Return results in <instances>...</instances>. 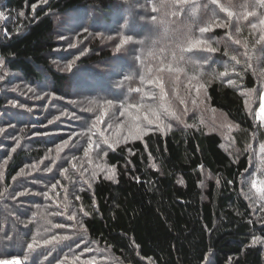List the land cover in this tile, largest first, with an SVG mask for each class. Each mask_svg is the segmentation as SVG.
I'll list each match as a JSON object with an SVG mask.
<instances>
[{
  "label": "trees",
  "instance_id": "1",
  "mask_svg": "<svg viewBox=\"0 0 264 264\" xmlns=\"http://www.w3.org/2000/svg\"><path fill=\"white\" fill-rule=\"evenodd\" d=\"M134 1L0 0V237L7 231L14 240L11 250L0 247L7 252L0 264L17 256L20 264H264V211L253 214L241 181L249 171L246 145L260 149L264 124L254 121L240 92L264 82V41L257 43L264 26L245 18L252 10L237 5L243 0H217L233 13L231 26L211 27L217 51L205 57L227 62L231 83L218 76V65L206 63L200 72L207 106L235 127L231 150L222 147L219 126L195 111L177 113L164 132L101 149L98 158L114 168L113 178L94 170L91 155L101 144L78 152L76 138L70 142L81 89L101 88L98 95L113 104L138 101L124 87L129 79L119 77L123 67L130 73L128 42L141 34L132 28ZM183 13L167 19L182 18L195 30L206 23V14ZM258 14L264 18L262 8ZM64 16L65 23L56 20ZM227 35L241 44L226 46ZM72 37L80 47H70ZM234 54L239 64L230 60ZM163 69L156 74L165 78ZM255 180L264 181V167Z\"/></svg>",
  "mask_w": 264,
  "mask_h": 264
},
{
  "label": "rangeland",
  "instance_id": "2",
  "mask_svg": "<svg viewBox=\"0 0 264 264\" xmlns=\"http://www.w3.org/2000/svg\"><path fill=\"white\" fill-rule=\"evenodd\" d=\"M157 2L158 0H135L132 3V10L136 12L135 17L133 18L135 24H133L132 28L135 31H141V34L136 37L133 36L134 38L128 42L127 51L129 53L127 63H130V73L127 72L128 67H123L124 69L121 70V72L119 71V77L122 74V76H124V80L129 79L127 82H123L124 87H131L136 94L135 98L138 99L137 102L131 104L142 105V107L139 109H134L129 107L130 104H113L115 102L114 100L104 98L102 93L101 95H98L99 92H102L101 88L89 89L88 91L81 89L82 92L79 93L81 94L80 102L77 103V105H79L80 112L77 116H75V120L77 122H73L77 123V125L72 126L66 123L69 126L75 127L74 131L71 129L68 131L70 134V142L71 139L74 137L76 138L74 145L78 152L81 150L82 145L88 146L90 144L92 145L94 142L102 145L95 148L91 158L93 159L94 170L101 172V175H104L107 178H113L115 170L112 166L106 165L105 163L101 162L100 158H98V156L102 155V151H100L101 149H106L110 144L115 145L117 142L124 139H139L148 131L161 130L164 132L167 130V128L174 127L173 123L178 120L175 119V117L165 116L163 117V124L158 125L155 122L149 124L143 119L145 115H148L150 118H152L149 109L155 108L162 103L159 98V87L153 83H150V81L158 78L161 79L166 85L164 86V91L168 97L163 103L170 105L169 99L174 101V107H171L170 105L171 111L175 112V114L178 113V115L181 114V116L183 112H199L203 119L211 120L214 124L219 126L218 128L220 130V137L222 139V147L226 151L231 150L232 147L235 146L233 133L236 130L234 125L229 123L223 115H218L214 110L210 109L209 106H207L205 97H203L201 92L200 72L203 67H206L204 58L209 54L206 48L204 46H197L191 52L184 53V55L191 58V60L198 61V63H184L183 61L173 59L172 53L175 49L173 48V42L170 38V33L169 38H167L163 43L158 45L153 44V41L159 39L164 30L163 26H161V30L158 29V24L162 16L161 12L157 17H150V13L153 14L152 7ZM244 3L252 9H246ZM204 4H208L209 8L214 9V13L208 11L206 8H203L202 5ZM238 4L245 10H252L254 15H252L251 18H253L254 21L261 20L263 15L260 16L258 14V8H261L259 6L260 0H243L240 3H237V5ZM262 9L264 10V8ZM188 11L190 15L193 16H198L200 13L206 14V23H201L199 27L210 28V31L203 34L202 37L199 33V27L197 30L192 28L193 34L190 39L204 38L211 45L214 39L211 37V27L215 25V22H228L230 20L226 12H221L220 9L215 5H211L210 0H193V3L188 7ZM77 17L80 18V16ZM195 19L198 20L199 18ZM65 20H67L66 16L62 17L61 20L59 18L58 21H60V23H65ZM180 20L183 19L180 18ZM135 21L142 24L143 28H140L141 25L137 24ZM176 21L177 20H175V22ZM65 25L64 27H66ZM168 27L169 31H172V29L176 27V23L174 25L169 24ZM145 36H148V38L145 39ZM73 40L74 38L72 37L69 44L73 43ZM76 42L77 40L74 41L70 47H80L78 44H76ZM184 43L186 44V41ZM121 52L124 54L126 53L124 50ZM180 63L182 64L180 65ZM208 63L209 64L207 67L214 65L219 66L217 69L218 76L221 71H227V75L222 77L219 76L222 80L227 82L232 80V75L230 74L231 71L227 62L208 60ZM177 65L178 67H176ZM169 66H171L174 71H166L165 73L167 74L165 78L163 76L160 77L159 74H156V72L160 71L161 69L159 67H166L167 70ZM136 71L139 74L131 76L132 73ZM80 72L83 73V71ZM117 83L116 89L118 91H122L121 87H119ZM13 87L14 91L23 94L20 90H22L24 86L15 84ZM197 87L200 89L199 92L196 90ZM240 92L243 94L247 111L250 113L254 121L264 124V121H261L257 116V112H259L261 104L260 95L261 93H264V82L259 83L257 87L252 90L240 89ZM23 97L26 99L30 98L28 95H23ZM183 100L188 101L189 106L182 104L181 101ZM61 113H65L63 107L60 108V114ZM66 113H71L70 109L67 108ZM137 124L140 125V128L142 129L141 131H137ZM91 134H97L100 138L98 137V140L96 141L93 137H91ZM246 148L249 151L250 161L249 171L244 175V177H242L241 180L243 184V193L251 205L253 214L259 216L264 211V198H262L264 197V192H257L255 189H253L251 186V181L255 179L257 171L264 167V162L262 160L261 150L258 149L254 143L246 145ZM258 187L262 186H260L258 183Z\"/></svg>",
  "mask_w": 264,
  "mask_h": 264
},
{
  "label": "snow or ice",
  "instance_id": "3",
  "mask_svg": "<svg viewBox=\"0 0 264 264\" xmlns=\"http://www.w3.org/2000/svg\"><path fill=\"white\" fill-rule=\"evenodd\" d=\"M192 3H193V0H158V3L152 7L153 12H163L164 13V15L161 16V18H160V23L162 24L163 29H164L163 33L159 39L153 41V44L154 45L161 44L167 38H169V27H168V25L170 23H177V26L182 29V32L180 33L181 38H179V39H177V37L175 35H173L171 37V40L173 42V48L175 49L173 51L172 55H173V59H176L178 61H183L184 63H198V61L191 60V58L186 57L184 55V53L191 52L197 46H204L206 48L207 52H209V53H215L217 51V48L212 46L211 44H209L208 41L204 38L190 39V37L193 34V29H192L191 24L185 23L183 20H180L178 22H173V21H169L167 19L169 14H171L172 16H178L180 14V12H182V11L185 13V16L187 17L188 16V9L185 6L190 5ZM210 4L215 5L217 8L220 9L221 12H226L229 18H231L233 16V13L228 10V7L225 5H222V4H218L217 0H210ZM259 6L261 8H264V0H260ZM202 7L206 8L208 11H211L213 13L215 11L214 9L209 8L208 4H204V5H202ZM193 12H194V9H193ZM252 15H254L253 12H247L245 14V18L247 16H252ZM153 19H155V18H153ZM57 20H59V17H57ZM260 25L264 26V19L260 20ZM229 26H231L230 22H215V27H229ZM252 28L253 29L257 28V25L255 23H253ZM209 31H210L209 27H199V33H200L201 37L203 36V34L208 33ZM236 31L237 32L239 31L238 25L236 27ZM172 32H173V29H172ZM181 41H186V44L181 43ZM260 41H264V35L260 36V40L257 43H259ZM228 42H232L236 45L241 44V40L240 39H234L232 35H227L226 40H224V43L226 46H227ZM122 43H123V41H122ZM244 46H245V48H247L246 43ZM237 55L238 54L230 55V60L235 61L236 64H239L240 60L237 59ZM261 55L264 56V52H262ZM209 59H211V57L204 58V63H208ZM247 67H251V64H248ZM164 70L165 69H163V68L160 69L161 72H163ZM167 71L172 72V71H174V69L171 66H169L167 68ZM177 71H178V69H177ZM260 74L264 75V70H262ZM225 75H227V71H221L219 73V76H221V77L225 76ZM229 82L231 83V81H229ZM150 83H153L154 85L159 87V89H160V97L159 98H160L162 103L155 108L149 109V111L151 113V117L154 119L150 118L148 115H145L143 117V119L146 120L149 124H152L155 122L158 125L163 124V117H165V116L175 117L176 119H179V117L176 116L175 112L171 111L170 105L163 103L167 99L166 93L164 91L163 81L158 78V79L150 81ZM196 90H197V92H199V90H200L199 87H197ZM260 100H261L260 110H259V112H257V116L259 117V119L261 121H264V93H261ZM181 103H183V101H181ZM129 107L134 108V109H139L140 107H142V105L130 104ZM136 129H137V131L142 130L140 128L139 124L136 125ZM0 131H2V129H0ZM89 147H91V144L89 145ZM260 150H261V152H264V144L260 145ZM49 171H51V169H49ZM109 178H111V177H109ZM179 183L183 184L184 181L180 180ZM258 183L264 185V181L258 182L257 180L253 179L251 181L252 188L255 189L257 192H264V187H258ZM262 198H264V197H262ZM85 215H87V213H85ZM46 222H49V221H46ZM59 226L60 225H54V227H59ZM64 239H69V237H64ZM5 240L8 241V243L6 245L3 244V241H5ZM52 240H56V237L53 236ZM50 242L51 241H45V243H50ZM13 243H14V240L11 237H9L7 231H5L4 235L2 237H0V247H6L8 250H11ZM27 248L32 249L33 245L31 243H29V244H27ZM97 251H99V249ZM0 255H7V252H2V253H0ZM75 259L80 260L81 257L76 256ZM11 264H20L18 256H17V258H15L11 262ZM92 264H96L95 260L92 261Z\"/></svg>",
  "mask_w": 264,
  "mask_h": 264
},
{
  "label": "clouds",
  "instance_id": "4",
  "mask_svg": "<svg viewBox=\"0 0 264 264\" xmlns=\"http://www.w3.org/2000/svg\"><path fill=\"white\" fill-rule=\"evenodd\" d=\"M162 13V16L164 15L163 12ZM160 26H162V24L160 23ZM182 32V29L179 28L178 26H176L174 29H173V35H175L177 37V39L181 38L180 37V33Z\"/></svg>",
  "mask_w": 264,
  "mask_h": 264
}]
</instances>
